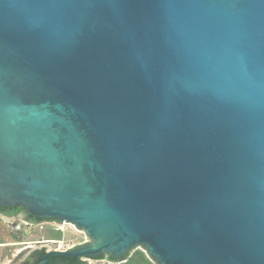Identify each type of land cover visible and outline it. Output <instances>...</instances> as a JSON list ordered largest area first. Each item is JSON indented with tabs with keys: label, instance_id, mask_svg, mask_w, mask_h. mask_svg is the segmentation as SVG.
<instances>
[{
	"label": "water",
	"instance_id": "obj_1",
	"mask_svg": "<svg viewBox=\"0 0 264 264\" xmlns=\"http://www.w3.org/2000/svg\"><path fill=\"white\" fill-rule=\"evenodd\" d=\"M14 206L84 233L36 264H264V0H0Z\"/></svg>",
	"mask_w": 264,
	"mask_h": 264
},
{
	"label": "rangeland",
	"instance_id": "obj_2",
	"mask_svg": "<svg viewBox=\"0 0 264 264\" xmlns=\"http://www.w3.org/2000/svg\"><path fill=\"white\" fill-rule=\"evenodd\" d=\"M20 223L23 224L22 227L19 226ZM52 225L27 226L20 219L12 223L0 220V264H10L23 247L34 246L37 241H49L48 244L54 245L52 247L57 250H67L85 242L84 233L76 230L74 226L64 225L62 231H55ZM18 243L23 244L17 245ZM130 255L135 264H154L139 247L134 248Z\"/></svg>",
	"mask_w": 264,
	"mask_h": 264
},
{
	"label": "flooded vegetation",
	"instance_id": "obj_3",
	"mask_svg": "<svg viewBox=\"0 0 264 264\" xmlns=\"http://www.w3.org/2000/svg\"><path fill=\"white\" fill-rule=\"evenodd\" d=\"M0 217L6 218V219L14 218L16 220L20 219V220H23L25 225L27 226H38L40 224H49L50 222H53V221H44L42 219L30 216L26 211H21L14 216H8L6 213H0ZM19 226L22 227L23 224L20 223ZM20 227H18V229ZM48 243L50 242L49 241H37L34 243L35 244L34 246L23 247L22 248L23 251L22 250L19 251V255L16 256V258L12 260L10 264H36L42 252L45 253L46 255L49 251H52V250L57 251L56 248L52 247L54 245H51ZM53 243H56V242H53ZM22 244L23 243H20V244L18 243L17 245H22ZM55 257H51V258H55ZM51 258L48 259L46 264H135L132 256L129 255V253L124 254L118 259L112 256H109L107 254H102L98 257L84 256L80 258H71L67 262L60 261V260H51Z\"/></svg>",
	"mask_w": 264,
	"mask_h": 264
},
{
	"label": "trees",
	"instance_id": "obj_4",
	"mask_svg": "<svg viewBox=\"0 0 264 264\" xmlns=\"http://www.w3.org/2000/svg\"><path fill=\"white\" fill-rule=\"evenodd\" d=\"M21 211H25L24 208L22 207H0V213H6L8 216H14L16 215L17 213L21 212ZM45 255V253H41L40 254V257L38 259V261ZM71 258H67V257H60V256H57L55 258H51V260H60V261H64V262H67L69 261ZM37 261V262H38Z\"/></svg>",
	"mask_w": 264,
	"mask_h": 264
},
{
	"label": "built area",
	"instance_id": "obj_5",
	"mask_svg": "<svg viewBox=\"0 0 264 264\" xmlns=\"http://www.w3.org/2000/svg\"><path fill=\"white\" fill-rule=\"evenodd\" d=\"M49 224H53L52 226H53V229L55 231H62L63 230V226L66 225L67 223L62 222L61 224H55V223L51 222Z\"/></svg>",
	"mask_w": 264,
	"mask_h": 264
},
{
	"label": "bare ground",
	"instance_id": "obj_6",
	"mask_svg": "<svg viewBox=\"0 0 264 264\" xmlns=\"http://www.w3.org/2000/svg\"><path fill=\"white\" fill-rule=\"evenodd\" d=\"M66 225H68V226H72V227H73V225H69L68 223H67Z\"/></svg>",
	"mask_w": 264,
	"mask_h": 264
}]
</instances>
